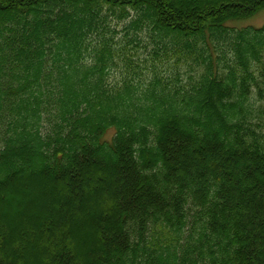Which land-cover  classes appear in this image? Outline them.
<instances>
[{"label":"trees","instance_id":"obj_1","mask_svg":"<svg viewBox=\"0 0 264 264\" xmlns=\"http://www.w3.org/2000/svg\"><path fill=\"white\" fill-rule=\"evenodd\" d=\"M262 9L0 0V202L58 192L37 226L0 217V264H264V24H232Z\"/></svg>","mask_w":264,"mask_h":264},{"label":"rangeland","instance_id":"obj_2","mask_svg":"<svg viewBox=\"0 0 264 264\" xmlns=\"http://www.w3.org/2000/svg\"><path fill=\"white\" fill-rule=\"evenodd\" d=\"M232 24L235 27L250 25L261 26L262 24H264V9L257 12L254 16L242 20H237ZM122 26V22H120L118 26L119 29H121ZM144 56L147 55H139V57L141 58H143ZM137 57L138 56L135 55L134 59L137 60ZM169 73H171L169 70L164 72V74ZM113 76L119 79L121 75L119 72H115ZM171 78L173 80L171 84L175 83V85H180L182 84V82H186L185 76H182V82L180 80V84H177L176 81H174L173 77ZM262 79L264 78H261L259 88L252 86V91L249 94L248 98L249 113L245 116V126L253 128L256 131H264V81ZM19 180L20 181H17L16 188H20L22 186L21 179ZM37 183L38 184H36V182L25 183V188L27 186L28 188H26L24 192H14V194L11 192L7 196L5 201L0 202V217L6 220L8 229L10 227L15 228L16 232H18L20 228H26L27 226H29V224H34L35 226H37L42 222V218H44L48 210L53 211L54 207L52 206V201L50 199H56L58 197L56 196L58 195V192H51V194L49 193V195L46 192L48 184L44 183V181H39ZM77 227L78 233L77 231L75 232L74 228L72 232L75 233L73 237L76 244L79 246V244H82L85 238H88L89 226L85 225V223L83 225V221L80 220L79 223H77ZM32 246V243L26 242V250L23 252L27 253L26 256L31 253Z\"/></svg>","mask_w":264,"mask_h":264}]
</instances>
